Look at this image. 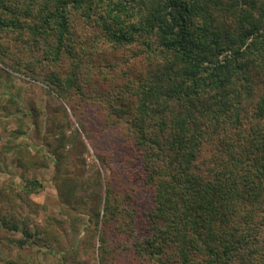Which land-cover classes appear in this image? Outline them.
Instances as JSON below:
<instances>
[{
  "label": "trees",
  "instance_id": "16d2710c",
  "mask_svg": "<svg viewBox=\"0 0 264 264\" xmlns=\"http://www.w3.org/2000/svg\"><path fill=\"white\" fill-rule=\"evenodd\" d=\"M0 63L114 122L103 186L95 169L77 200L56 167L71 228L82 202L98 233V264H264V0H0ZM16 186L4 189L43 184ZM2 227L65 264L49 224L4 212Z\"/></svg>",
  "mask_w": 264,
  "mask_h": 264
},
{
  "label": "rangeland",
  "instance_id": "374dc122",
  "mask_svg": "<svg viewBox=\"0 0 264 264\" xmlns=\"http://www.w3.org/2000/svg\"><path fill=\"white\" fill-rule=\"evenodd\" d=\"M107 53L109 58L120 59L124 51ZM21 111L27 115L22 116ZM21 116L23 121L18 120ZM113 124L111 118L95 105L81 104L76 97L65 101L40 79L25 76L0 63V214L13 212L19 218L29 217V227L33 229L43 230L49 224L54 231L52 244L65 252V264H98L99 242L93 223L81 208L82 202L76 209L79 214V219L75 218L77 224L71 228L68 215L71 209L67 212L65 205L70 195H61L63 186H60L56 167L63 164L62 172L68 173L76 184L77 200L91 191L83 190L81 186L94 176L95 169L101 173L103 186L104 181L110 179L111 171L97 156L111 145L112 132H115ZM18 125L22 132L17 133L13 143L8 145L10 131ZM14 145L27 148L25 152L31 155L29 163L18 164ZM31 178L41 181L40 190L20 194L17 191L11 196L13 192L4 189L13 183L18 190L25 179ZM93 193L97 202L99 185H95ZM19 236V232L0 228V264H7L8 260L18 264L60 263L55 254L45 249H19L9 243V238ZM114 254V261L120 262L121 257ZM63 255L58 254L59 257ZM127 256L122 255L123 264H128Z\"/></svg>",
  "mask_w": 264,
  "mask_h": 264
}]
</instances>
